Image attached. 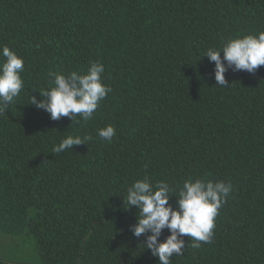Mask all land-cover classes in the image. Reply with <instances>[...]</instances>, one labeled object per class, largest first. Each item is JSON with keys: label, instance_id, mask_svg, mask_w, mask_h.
Masks as SVG:
<instances>
[{"label": "trees", "instance_id": "1", "mask_svg": "<svg viewBox=\"0 0 264 264\" xmlns=\"http://www.w3.org/2000/svg\"><path fill=\"white\" fill-rule=\"evenodd\" d=\"M260 32L264 0H0V46L24 60V87L0 115V233L36 255L0 264H158L123 202L145 177L233 185L211 242L194 249L185 236L172 264H264V66L229 69L219 85L204 56ZM93 62L111 92L92 119L31 104L50 72ZM107 125L111 143L98 136ZM68 135L92 139L54 153Z\"/></svg>", "mask_w": 264, "mask_h": 264}, {"label": "clouds", "instance_id": "2", "mask_svg": "<svg viewBox=\"0 0 264 264\" xmlns=\"http://www.w3.org/2000/svg\"><path fill=\"white\" fill-rule=\"evenodd\" d=\"M223 53V58L221 57ZM214 62V77L219 85L227 83L225 73L244 70L254 73L264 66V32L258 35H245L228 40L220 49L208 48L204 54ZM0 115L6 114L8 106L18 97L24 87L21 73L24 60L7 46H0ZM104 65L93 62L86 74L71 72L67 75L50 72L52 85L40 94L43 99L31 97V104L50 114L52 120L61 117L79 116L88 121L93 118L99 103L111 92V88L102 82ZM116 135L113 125L98 130L102 140L111 143ZM91 137L68 135L54 146V153H63L73 146L86 144ZM233 191L230 182L189 178L181 186L170 185L166 181L153 183L148 177L135 181L128 189L127 209L133 206L138 210L136 223L130 226L132 234L146 237L143 246L150 250L158 264H172L171 257L183 255L184 237L191 239L192 248L201 246L200 242L210 243L215 228V218L226 198ZM175 197V206L170 200ZM164 229L169 235L161 241Z\"/></svg>", "mask_w": 264, "mask_h": 264}, {"label": "rangeland", "instance_id": "3", "mask_svg": "<svg viewBox=\"0 0 264 264\" xmlns=\"http://www.w3.org/2000/svg\"><path fill=\"white\" fill-rule=\"evenodd\" d=\"M15 241L13 245L10 240ZM0 260L32 263L36 260L34 242L5 237L0 233Z\"/></svg>", "mask_w": 264, "mask_h": 264}]
</instances>
